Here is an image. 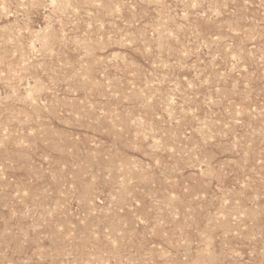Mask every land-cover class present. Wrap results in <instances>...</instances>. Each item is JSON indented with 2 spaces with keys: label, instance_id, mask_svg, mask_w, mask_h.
I'll use <instances>...</instances> for the list:
<instances>
[{
  "label": "rangeland",
  "instance_id": "rangeland-1",
  "mask_svg": "<svg viewBox=\"0 0 264 264\" xmlns=\"http://www.w3.org/2000/svg\"><path fill=\"white\" fill-rule=\"evenodd\" d=\"M0 264H264V0H0Z\"/></svg>",
  "mask_w": 264,
  "mask_h": 264
},
{
  "label": "bare ground",
  "instance_id": "bare-ground-1",
  "mask_svg": "<svg viewBox=\"0 0 264 264\" xmlns=\"http://www.w3.org/2000/svg\"><path fill=\"white\" fill-rule=\"evenodd\" d=\"M87 189V188H86ZM85 191V190H84ZM166 206V205H165Z\"/></svg>",
  "mask_w": 264,
  "mask_h": 264
}]
</instances>
